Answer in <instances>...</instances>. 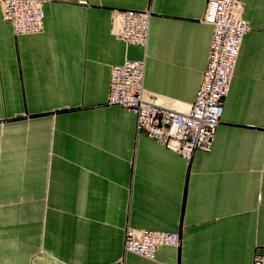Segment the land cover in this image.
<instances>
[{
    "label": "crops",
    "instance_id": "crops-1",
    "mask_svg": "<svg viewBox=\"0 0 264 264\" xmlns=\"http://www.w3.org/2000/svg\"><path fill=\"white\" fill-rule=\"evenodd\" d=\"M244 35L209 152L189 162L107 104L109 73L145 52L144 97L189 109L208 58L207 0H48L43 30L0 12V264H252L264 253V0ZM149 10L145 49L113 11ZM126 227L178 232L154 260Z\"/></svg>",
    "mask_w": 264,
    "mask_h": 264
},
{
    "label": "built area",
    "instance_id": "built-area-1",
    "mask_svg": "<svg viewBox=\"0 0 264 264\" xmlns=\"http://www.w3.org/2000/svg\"><path fill=\"white\" fill-rule=\"evenodd\" d=\"M47 1L0 0L1 17L9 22L14 35L40 33L43 30V4ZM206 7V19L214 29L207 67L189 112L179 114L177 110L158 108L143 98V58L125 59L110 69L107 104L131 112L136 133L143 132L186 159L196 150L207 152L210 149L242 39L250 30L249 23L240 18L238 11L243 5L239 0H207ZM113 14L121 17L115 28L116 39L145 48L148 38L145 23L150 11L114 9ZM180 239L178 232L126 230L124 251L154 260L157 248L178 246ZM252 264H264V253H255Z\"/></svg>",
    "mask_w": 264,
    "mask_h": 264
},
{
    "label": "bare ground",
    "instance_id": "bare-ground-1",
    "mask_svg": "<svg viewBox=\"0 0 264 264\" xmlns=\"http://www.w3.org/2000/svg\"><path fill=\"white\" fill-rule=\"evenodd\" d=\"M242 10H243V7H241L240 8V10L238 11L239 12V14H240V18L241 19H243V20H245L244 18H243V15H242ZM138 11H141V10H138ZM142 11H145V10H142ZM238 12L236 11V14L238 15ZM208 17V14H207V7H205V12H204V16H203V21L204 22H206V23H208V24H210L211 25V27H212V35H213V29H214V26H213V24L211 23V22H208L207 21V18ZM245 21H247V20H245ZM120 22H121V17L120 16H118V15H115L114 16V14H113V35H114V37L116 38V35H115V28H116V26L117 25H119L120 24ZM248 22V21H247ZM148 25H149V18L146 20V23H145V28H146V30H147V33H148ZM212 35H211V39H210V43H209V49H208V58H207V62H206V66H205V69H206V67H207V63H208V59H209V51H210V45H211V40H212ZM147 40H148V38H147ZM243 40V39H242ZM125 46H126V48H127V46H132V45H134V44H125V43H123ZM242 44V43H241ZM147 45V44H146ZM136 46V45H135ZM138 46V45H137ZM139 47H141V48H143V49H145L143 46H139ZM241 47V46H240ZM140 58H143V60L145 61V52H144V56H142V57H140ZM238 58V57H237ZM125 59H130V58H124V60ZM139 59V58H138ZM123 60V61H124ZM236 62H237V60H236ZM236 62H235V64H234V67H233V72H234V68H235V65H236ZM112 67V66H111ZM111 69V68H110ZM205 69H204V71H205ZM204 71H203V73H204ZM202 76H203V74H202ZM109 78H110V73H109ZM201 81H202V77H201V80H200V84H199V86H198V88H197V90L199 89V87H200V85H201ZM231 83V82H230ZM230 87V86H229ZM197 90H196V92H197ZM196 92H195V96H194V99H193V101H192V103L190 104V107H189V109L188 110H186V111H180V110H177V109H174V108H170V109H173V110H177L178 111V113L179 114H185V113H187V112H189L191 109H192V107H193V105H194V102H195V97H196ZM143 98L145 99V97H144V92H143ZM222 102H223V99H222ZM152 105H154L155 107H158V108H165L166 106H164V105H161V104H157V103H153V102H150ZM120 107V106H119ZM122 108V107H121ZM166 108H169V107H166ZM129 112V111H128ZM131 113V112H130ZM217 127V126H216ZM215 134V133H214ZM214 134H213V138L211 139V146H210V149L207 151V152H209L210 150H211V148H212V144H213V141H214ZM147 136V135H146ZM149 138V137H148ZM150 139V138H149ZM150 140H152V139H150ZM153 141V140H152ZM155 142V141H154ZM157 143V142H156ZM161 145V144H160ZM166 148V147H165ZM168 149V148H167ZM170 150V149H169ZM171 151H173V150H171ZM174 153H176V154H178L179 156H181L182 157V155L180 154V153H178V152H176V151H173ZM195 152V151H194ZM194 152H192V154H191V157L189 158V159H186V158H184V157H182L186 162H189L190 160H191V158H192V156H193V154H194ZM126 230H134V231H139V230H137V229H133V228H130V227H126V229H125V232H126ZM172 247H176V246H172ZM158 249V248H157ZM127 253V252H126ZM129 253H131V252H129ZM133 253V252H132ZM155 253H156V250H155ZM155 253H154V258H155ZM133 254H135V255H138V254H136V253H133ZM138 256H140V257H143V258H145V259H147L146 257H144V256H141V255H138Z\"/></svg>",
    "mask_w": 264,
    "mask_h": 264
}]
</instances>
